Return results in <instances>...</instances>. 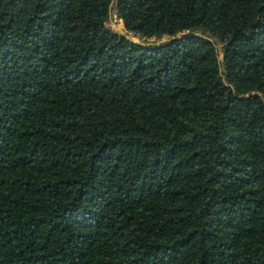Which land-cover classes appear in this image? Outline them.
<instances>
[{
  "label": "trees",
  "instance_id": "1",
  "mask_svg": "<svg viewBox=\"0 0 264 264\" xmlns=\"http://www.w3.org/2000/svg\"><path fill=\"white\" fill-rule=\"evenodd\" d=\"M0 264H264V0H0Z\"/></svg>",
  "mask_w": 264,
  "mask_h": 264
},
{
  "label": "rangeland",
  "instance_id": "2",
  "mask_svg": "<svg viewBox=\"0 0 264 264\" xmlns=\"http://www.w3.org/2000/svg\"><path fill=\"white\" fill-rule=\"evenodd\" d=\"M107 24L111 29H113L114 31H117V32L122 33V31L126 29L123 20L117 16L114 9L111 10V13H110L108 20H107ZM126 34H128L129 36H131L132 38H135V39L139 38L138 36H136L130 32H127V31H126ZM153 39L154 38H152L151 40L149 39V40L152 41ZM218 45L221 46L220 41H218Z\"/></svg>",
  "mask_w": 264,
  "mask_h": 264
},
{
  "label": "water",
  "instance_id": "3",
  "mask_svg": "<svg viewBox=\"0 0 264 264\" xmlns=\"http://www.w3.org/2000/svg\"><path fill=\"white\" fill-rule=\"evenodd\" d=\"M112 6H113V3L111 4V7H112ZM111 10H112V8L110 9L109 15H110V13H111ZM122 33H123V34H126V29L123 30ZM189 33H190V31H189V30H186V31H184V32H182V33H180V34L170 35V36H168V37H165V38L161 39V41H165V40H167V39H173V38H175V37H181V36H183V35H187V34H189ZM196 33L203 35V34L200 33V32H196ZM126 35H127V34H126ZM127 36H128V35H127ZM150 42H151V41H147L146 43H150Z\"/></svg>",
  "mask_w": 264,
  "mask_h": 264
}]
</instances>
